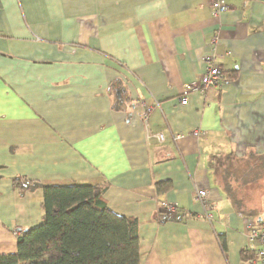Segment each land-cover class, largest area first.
Masks as SVG:
<instances>
[{
  "label": "crops",
  "instance_id": "1",
  "mask_svg": "<svg viewBox=\"0 0 264 264\" xmlns=\"http://www.w3.org/2000/svg\"><path fill=\"white\" fill-rule=\"evenodd\" d=\"M224 1L214 17L211 0H0V255L41 223L24 179L104 184L107 207L137 220L140 264H244L261 202L238 213L232 189L255 171L264 190V0ZM213 51L225 80L181 105Z\"/></svg>",
  "mask_w": 264,
  "mask_h": 264
},
{
  "label": "trees",
  "instance_id": "2",
  "mask_svg": "<svg viewBox=\"0 0 264 264\" xmlns=\"http://www.w3.org/2000/svg\"><path fill=\"white\" fill-rule=\"evenodd\" d=\"M216 170L223 178L228 174L224 163ZM164 184L157 182V190ZM13 187L21 195L42 190L41 223L18 234L15 252L0 255V264H140L137 220L107 207L104 184L44 186L17 179ZM241 202H232L238 213ZM254 219L264 222V190ZM221 248L225 252L224 245ZM253 257L252 250L241 251L244 264Z\"/></svg>",
  "mask_w": 264,
  "mask_h": 264
},
{
  "label": "built area",
  "instance_id": "3",
  "mask_svg": "<svg viewBox=\"0 0 264 264\" xmlns=\"http://www.w3.org/2000/svg\"><path fill=\"white\" fill-rule=\"evenodd\" d=\"M211 15L217 17L225 13L228 10L226 2L224 0H211L210 2ZM205 65V72L201 77L199 84L189 85L185 88L183 95L180 97V104L186 105L188 102L187 96L194 91H198L201 95L205 94L210 88H216L220 86L225 80L224 74L221 72L220 68L217 66V57L215 51L211 54L206 55L202 59ZM151 111L150 106L143 107V120L147 122L148 114ZM205 132L202 130L192 131L193 137H199ZM158 142L163 141V135H156ZM195 200L202 206L204 211V216L208 219H212V214L210 211V201L207 190H198L196 192ZM161 210L165 213L167 218L176 211V207L173 204L162 203ZM244 229L247 239L246 250L254 249V257L249 260L247 264H264V222L255 221V219L244 220Z\"/></svg>",
  "mask_w": 264,
  "mask_h": 264
},
{
  "label": "rangeland",
  "instance_id": "4",
  "mask_svg": "<svg viewBox=\"0 0 264 264\" xmlns=\"http://www.w3.org/2000/svg\"><path fill=\"white\" fill-rule=\"evenodd\" d=\"M253 162H255V160ZM262 164H264V162ZM263 170H264V168H263ZM252 173H254L252 177L247 178L248 179L247 181L243 180L240 185H234L235 188L232 189V191H234L233 192L234 198L242 200V203H244L243 201H244L245 195L250 196V198L247 197L248 201L246 202V205L243 206V209H246L249 212H251L250 209H253L254 206H256L257 204H259L262 201L260 199H255V195H257V193L262 196V190H260V188H255V171ZM249 174H251V173H249ZM262 175H264V174H262ZM262 177H264V176H262ZM239 188L242 190H240Z\"/></svg>",
  "mask_w": 264,
  "mask_h": 264
},
{
  "label": "bare ground",
  "instance_id": "5",
  "mask_svg": "<svg viewBox=\"0 0 264 264\" xmlns=\"http://www.w3.org/2000/svg\"><path fill=\"white\" fill-rule=\"evenodd\" d=\"M260 220V219H259Z\"/></svg>",
  "mask_w": 264,
  "mask_h": 264
}]
</instances>
